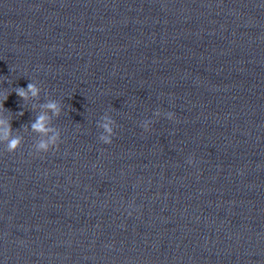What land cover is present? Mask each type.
<instances>
[{
	"label": "clouds",
	"instance_id": "clouds-1",
	"mask_svg": "<svg viewBox=\"0 0 264 264\" xmlns=\"http://www.w3.org/2000/svg\"><path fill=\"white\" fill-rule=\"evenodd\" d=\"M41 91V87L36 82H29L26 88L14 87L12 92H15L23 103L26 104L30 98H39ZM11 93L5 90L3 93V102H0V144L5 145L7 153H15L24 143L23 136L13 135L10 115L12 111L4 107V102ZM41 107L49 110L51 116L46 112H42L30 123L31 130L44 137L33 145L34 154L38 156L49 153L50 151L59 150L60 145L63 143L61 132L51 123L52 116L59 117L61 114V102L52 99L42 104ZM2 113H9V115L5 118ZM18 114L23 116L24 112L20 111ZM163 115L169 120L176 119L175 113L173 112H166L163 113ZM154 116L160 117L161 112L159 110L155 111ZM152 124L153 120L146 119L141 123V127L145 132H148L151 130ZM97 127L102 129L98 137L99 141L105 145L112 144L113 137L116 135L115 128L118 127L116 121L106 112L101 117L100 121L97 122ZM187 163L192 165L194 163L193 158L189 157ZM129 215H131V213H129Z\"/></svg>",
	"mask_w": 264,
	"mask_h": 264
}]
</instances>
